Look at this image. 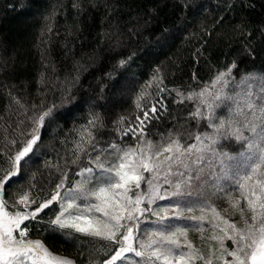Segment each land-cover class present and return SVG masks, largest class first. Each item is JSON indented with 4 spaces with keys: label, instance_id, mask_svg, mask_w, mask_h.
Returning a JSON list of instances; mask_svg holds the SVG:
<instances>
[{
    "label": "trees",
    "instance_id": "1",
    "mask_svg": "<svg viewBox=\"0 0 264 264\" xmlns=\"http://www.w3.org/2000/svg\"><path fill=\"white\" fill-rule=\"evenodd\" d=\"M233 64L232 79L264 74V0H0V176L12 168L15 155L33 134L40 137L33 152L21 160L4 198L11 205L27 193L35 200L27 209L34 211L74 181L90 189L85 181L89 175H80L82 169L93 167L90 161L97 155L116 156L111 144L121 149L142 144L137 117L143 118L145 111L149 120L143 139L156 144L170 133H180L183 144L195 143L189 133L211 129L189 118L196 101L178 103L182 97L177 93L198 92ZM154 77L163 82L157 84ZM69 95L71 105L65 103ZM153 106L156 114L151 113ZM48 109L53 115L38 127L34 121ZM85 128L95 137L93 144L83 143L88 154L76 150ZM220 150L230 155L243 151L234 140L221 141ZM209 152L187 170L194 175L202 169L199 179L182 188L191 196H174L165 203L196 208L179 218L168 213L165 224L186 230V239L205 254L216 242L208 239V224L201 231L199 222L190 219L201 215L200 203L215 206L231 222L239 224L241 219L225 197V192L238 197V191L210 179L216 156ZM167 177L170 180L171 174ZM57 214L53 201L26 222L27 238L76 264H102L119 247L99 238L53 231L49 221ZM147 216L139 215L133 231L134 248L146 252L137 243L144 235L139 231L156 229L154 223L163 222ZM176 238L185 240L181 235ZM225 243L232 246L231 241ZM116 264L150 262L129 252Z\"/></svg>",
    "mask_w": 264,
    "mask_h": 264
},
{
    "label": "snow or ice",
    "instance_id": "2",
    "mask_svg": "<svg viewBox=\"0 0 264 264\" xmlns=\"http://www.w3.org/2000/svg\"><path fill=\"white\" fill-rule=\"evenodd\" d=\"M124 63L121 61V65ZM235 67L233 64L227 71L218 72L215 78L198 92L187 96L177 93L182 97L178 103H184L185 100L196 101L194 111L188 114L189 118L197 123L203 121L211 132L189 133L196 141L189 145L181 142L180 133L175 136L170 133L162 142L154 144L151 140L143 139L147 135L145 121L149 120V112L145 111L143 118L137 117L142 144L127 149L111 144L109 147L119 153L115 162L107 163L101 160L100 155L94 157L90 163L100 170L102 182L99 187L94 186L92 189L80 186L78 191L94 198L96 203L86 207L80 214H73L70 210L78 208L75 200L80 197H72L66 205H61L59 215L49 221L53 231H70L119 245L114 254L102 264H116L129 252L146 258L150 264H264V75L245 74L239 81H235L232 79V69ZM153 81L159 84L163 79L154 77ZM230 86L238 88L239 91H226ZM140 99H143V95L138 98L137 108L141 107ZM72 101L73 98L69 95L65 103L71 105ZM222 108L224 111L218 113ZM68 111L71 113V108ZM157 111L155 106L151 108L152 114ZM52 115L53 110L48 109L39 114L34 123L38 127L43 126L45 119ZM89 125L94 127L95 121L90 120ZM39 138V135L33 134L23 149L15 155L12 168L0 176V264H76L70 258L53 254L42 242L26 239L29 231L26 222L36 219L38 213L58 199L59 193L30 212L24 209L29 208L35 200L27 193L11 205L4 198L6 186L19 174L21 160L33 152V145ZM94 140L92 132L88 128L83 129L82 143H77L76 150L88 154L83 143L93 144ZM231 140L239 143L243 149L239 158L223 150L217 151L221 141ZM206 151L217 156L222 167L232 171L239 196L233 197L225 192V197L233 214L240 215V223L225 219L215 206L200 203L201 215H192L190 219L199 222L198 230L202 231L204 224L211 228L208 239L215 241L216 247L209 245L207 254L188 241L186 230L180 228L154 233L159 239L150 237L146 245H141V248L148 249L147 252L136 250L133 247L134 228L122 221H133L137 213L146 211L147 209L140 207L145 200L150 204L156 198L165 199V196L158 195V185L155 181L160 172L164 171L165 183L172 184L167 176L172 172L173 166H183L186 171L175 173L185 179L175 182V190L171 195L191 196V192L185 193L182 188L190 185L193 179H199L202 169L194 175L187 174L189 165L185 161L194 153L202 154ZM203 159V155H197L192 163L199 164ZM226 161L236 163L229 166ZM93 171L92 167H87L82 169L80 175L92 174ZM145 173L151 178L146 177ZM142 183L148 186L146 192L139 191ZM61 186L62 184L57 185V188ZM133 188L136 191H133ZM20 206H23V209ZM9 208L12 210L9 211ZM195 210V207L182 209L177 204L172 209H161L164 213L161 220L166 219L170 211L179 218L185 211L193 213ZM92 211L101 213L102 216L86 215ZM160 211L155 214L160 216ZM224 211L227 212L228 209ZM178 234L185 237L183 243L176 238ZM225 241H231L232 246L228 247Z\"/></svg>",
    "mask_w": 264,
    "mask_h": 264
},
{
    "label": "rangeland",
    "instance_id": "3",
    "mask_svg": "<svg viewBox=\"0 0 264 264\" xmlns=\"http://www.w3.org/2000/svg\"><path fill=\"white\" fill-rule=\"evenodd\" d=\"M255 75H257V74H255ZM258 75H264V74H258ZM234 80L235 81H239L240 79L239 80L234 79ZM226 91H239V89L235 88L234 86H230V88L227 89ZM114 153L116 154V156L113 157L112 155H109L107 159H104V158L102 159L101 158V160H104L107 163L115 162L117 160V156L119 155V153H117L116 151H114ZM239 153L234 154L232 156H235V157L239 158ZM199 154L203 155V157H204L203 153L202 154L199 153ZM209 154H210V152H209ZM197 155L198 154L195 153L192 156L193 159L186 160L187 162H189L188 163L189 167L187 169L188 171L189 170H193V168H190V167H191V164H193L192 160H194ZM225 163L228 164L229 166H231V165L235 164L236 162L235 161H226ZM214 164L215 165L213 166V169L211 170V172L209 174L210 175V179L212 180V182H215V183H217L220 186H227V184L226 185H223V184L228 183V186L230 185V186L234 187V190H236V185H235V181H234V178H233V175H232V171H229L225 167H222L221 163H220V159H218L217 156H216V160H215ZM92 165H93L92 168L95 169V171H96V172L95 171H93V172L97 173L98 177L92 178V176L94 174L91 175V174L86 173L87 175H89L88 177L91 178V179H89L88 177H86V179H85V181L88 184H91V185H89L90 189H92L94 186L95 187H99L100 183L102 182L101 181V172H100V170L97 169L94 164H92ZM195 165H197V164H195ZM177 171L184 172L186 170H185V168L183 166H180V167L173 166L172 172L170 173L171 174L170 181H172V184L165 183V173H164V171L160 172V175L157 177V179L155 181V183L158 185V195L165 196V199L156 198L150 204L148 203L147 200H145L144 203H142L140 205L141 208L147 209L146 211L143 212V213H147V215H148L147 217H149V218H151L152 216L155 217L154 221L161 220V216H164V213L162 211H160L161 209H164V208H167V207L169 209H172V207H169L168 204H166V206H167L166 207L165 203H167V202L170 203L171 199H173V197H174L173 195H171V193L175 190L174 189V184H175V182H177V180H180V179H178L180 177L175 175V173ZM145 176L148 177V178H151L148 173H145ZM183 178H185V177H183ZM167 179H168V177H167ZM89 181H91V182H89ZM84 184H85L84 182L74 181L69 189L63 188V190L61 192L57 191L56 193H54L52 195V196H54V195H57V193H59V197L56 200V203L58 204V214L57 215H59L60 211L62 210L61 205L62 204L66 205V203L74 196H79L80 198L75 200V204L78 205V208H73L72 210H70L73 214H80L81 212H83V210L86 207L96 203L94 198L86 196L83 191H78V187H80V186H82ZM83 188H85V187H83ZM85 189H87V188H85ZM147 190H148L147 184L142 183L141 184V189L139 191L146 192ZM133 191H136V189L133 188ZM20 207L23 209V206H20ZM24 210L30 212L29 209H24ZM9 211H11V210H9ZM158 211H160V216H157L155 214ZM169 213H171V211ZM86 215L91 216V217H101L102 216L101 213H97L95 211L88 212V213H86ZM139 215H141V214L137 213L136 219L133 220V221L125 220V221H122V223H124V224H126L128 226H133V228L136 227V229H137V227H138L137 219L139 218ZM161 221H163V222H160V223L156 222L157 224L154 223V226H159V227H156V229L154 227H151V229H149V231H147L148 228H149V227H147V228H145V230L142 229L141 231H139L140 233H142L144 235L140 238V241L137 242V243H139L140 245H142V244L146 245L149 242V238L150 237H152L153 239H159V237H156V236L153 235L154 233L167 232L168 230L175 231L173 225L170 224V226H168L167 224H165V219H163ZM177 236H179V234ZM26 239L30 240L27 237H26ZM30 241H34V240H30ZM133 247H136V246L133 245ZM137 247H139V246H137ZM55 255H57V254H55ZM57 256H60V255H57ZM60 257H62V256H60Z\"/></svg>",
    "mask_w": 264,
    "mask_h": 264
}]
</instances>
